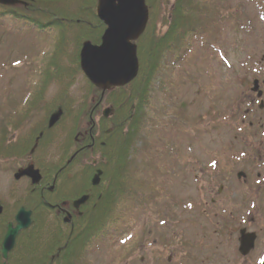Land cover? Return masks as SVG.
<instances>
[{"label": "rangeland", "instance_id": "obj_1", "mask_svg": "<svg viewBox=\"0 0 264 264\" xmlns=\"http://www.w3.org/2000/svg\"><path fill=\"white\" fill-rule=\"evenodd\" d=\"M173 2L154 0L155 5L151 6L148 0L145 2L149 21L152 15L160 34L166 31L164 20L169 18ZM205 2L207 9L220 10V20L215 29L192 34L185 44L190 51L180 63H176V55L166 54L165 73L157 76L154 87V107L158 113L155 128L141 136L131 154L135 160L132 174L142 181L154 182L158 190L148 196L151 201L123 202L119 219L108 223L104 234L87 241L80 255L81 264H201L191 263V257L198 254L196 243L205 240V229L209 235L213 228L198 209L208 195L194 188L191 179L203 168L207 155L210 159V155L219 153L218 143H227L231 137L232 130L228 131L223 122L235 113L238 100L247 92L252 63L264 56V0ZM70 5L74 12L79 0L70 1ZM95 6L96 0L94 11ZM52 28L38 36L29 22L0 17V144H8L14 138L34 140L43 133L40 155L32 163L45 173L56 164L61 147L72 141V129L88 123L87 116L80 118V114L86 111L91 94L90 84L74 59L72 34L67 31L66 49L56 51L57 33ZM52 57L60 66L73 71V79L49 81L42 99L36 100L38 105L30 107V92L38 80L37 74L39 77L43 71L39 64ZM162 80L167 85L166 95L156 90ZM63 95L71 101V110L48 130L45 124ZM78 112L81 113L76 116ZM223 132L225 137L219 141ZM9 148L10 145L8 151ZM11 153L0 154V203L6 211L5 221L11 220L17 207L30 201L32 188L27 180L13 179L17 169L24 168L26 163L14 159ZM185 202H191L196 209L187 211ZM44 216L43 229L67 235L61 224L58 225L65 231L53 222L52 212L45 211ZM228 233L220 229L212 238L221 244L216 249L212 247V251L219 257L225 254L220 258L221 264H233L235 259L230 243L225 241ZM64 234L59 243L65 241ZM3 235L4 227L0 225V242ZM13 251L8 264L20 262L18 258L15 262Z\"/></svg>", "mask_w": 264, "mask_h": 264}, {"label": "trees", "instance_id": "obj_2", "mask_svg": "<svg viewBox=\"0 0 264 264\" xmlns=\"http://www.w3.org/2000/svg\"><path fill=\"white\" fill-rule=\"evenodd\" d=\"M18 1L21 4L15 7L0 5V17L29 22L38 36L44 30L53 27L52 30L57 33L56 51L61 52L66 49L65 42L69 39L68 30L72 34L71 42L73 41L75 44L76 55L74 59L76 61H78V49L83 42L90 41L94 45L100 43L105 27L95 16V0H79V6L74 12L70 10V1L77 0ZM148 1L150 6L154 4V0ZM205 4V0H174L169 18L164 20L167 28L162 34L156 31V19L151 15L145 32L136 42L139 61L138 76L128 87L112 91L109 93L110 96H107L109 94L105 95L111 101L114 115L106 122L101 119L102 125L107 123V128H111L112 131L106 135L105 146L100 148L105 157L106 166L103 168V180L100 189L91 197L90 202H93L94 206L79 218V220L82 218L84 220H82L78 231L75 232L74 229L71 233L67 232L70 235V240L68 243L63 242L67 245L54 259V264H81L80 255L84 251L87 241L93 236L104 234L108 223H111L114 218L119 219L118 214L123 202L130 200L151 201L152 199L148 196H153L157 192V185L154 182L142 181L137 174H132L135 160L131 154L135 152L141 136L145 133L149 134L155 128L158 113L154 107L156 100L154 87H156L157 76L165 73L163 61L166 54L176 55L179 58V62L176 63H180L184 59L185 53L190 51L185 44L188 43L192 34L211 31L215 29L220 20V10H209ZM44 62L39 64L43 71L39 77L37 74L38 80L30 92L32 94L28 100L30 107L38 105L36 100L42 99L49 81L65 79V81L70 82L73 79V71L60 66L54 57L49 60L45 59ZM70 62L72 63L71 60ZM166 86L162 80L156 90L166 95ZM90 88L97 92L92 87ZM111 96L113 100H111ZM33 97L35 98L33 99ZM59 100L56 109L62 111V119L71 110V101L66 98V95L60 97ZM95 104L96 102L92 105L89 104L90 107L92 106L91 109ZM48 107L46 105V108ZM81 112L84 113L80 114ZM81 112L79 113L80 118L85 117L87 112ZM77 128L78 126L74 127L73 130L75 131ZM32 143L31 141L28 144L31 145ZM7 146V143L5 145L0 144V154L9 152ZM51 169L48 173H43L48 175ZM29 200L24 205L26 209L32 212V226L18 237L13 251L16 256L15 262L18 258L20 262L17 264H47L51 255L57 252V248L46 244V241L50 240L53 243L55 238L52 240L49 236L60 234V232H54L47 227L43 229L44 212L47 209L42 204L39 193L30 191ZM4 219L0 221L2 228L7 222Z\"/></svg>", "mask_w": 264, "mask_h": 264}, {"label": "flooded vegetation", "instance_id": "obj_3", "mask_svg": "<svg viewBox=\"0 0 264 264\" xmlns=\"http://www.w3.org/2000/svg\"><path fill=\"white\" fill-rule=\"evenodd\" d=\"M247 92L238 100L235 113L223 122L228 131L232 130L228 142H219V153L210 155V159L207 155V162L191 179L194 188L208 195L203 207L198 209L206 217L204 221H209L208 225L213 228V233L208 235L204 226L205 240L197 241L198 254L192 255L191 263H222L220 258L225 254L219 257L212 251V247L216 249L221 245L212 240L220 229L229 232L225 241L231 245L232 257H235L233 264H261L264 261V56L252 63ZM98 105L88 112V123L72 130V141L61 147L59 159L48 175L32 163L40 155L38 152L43 136L40 134L43 133H39L31 145L28 144L31 138L8 140L14 159L25 161L24 168L33 165L39 170L42 179L36 187L30 188L31 180L27 177L19 180H27L30 191L39 193L42 204L53 213V222L62 231H78L84 220L79 218L93 208L91 197L100 189L103 180L106 161L100 148L105 146L106 135L112 129H103L101 117L104 108L100 110ZM223 136L224 132L219 134V141ZM96 176L98 184L94 185ZM83 197H87V201L75 209L74 202ZM184 204L187 211L196 209L191 202ZM15 214L11 215L12 219ZM63 234L50 235L49 238H55V241L51 243L48 240L46 244L54 246L57 251L62 250L70 240V235L64 234L67 243H59L63 240ZM189 241L194 243L192 239ZM194 256L200 259L195 261ZM52 259L51 255L47 264H54Z\"/></svg>", "mask_w": 264, "mask_h": 264}, {"label": "water", "instance_id": "obj_4", "mask_svg": "<svg viewBox=\"0 0 264 264\" xmlns=\"http://www.w3.org/2000/svg\"><path fill=\"white\" fill-rule=\"evenodd\" d=\"M1 5L18 4L16 0H0ZM97 18L106 26L101 37V44L93 46L89 42L82 45L80 51V68L89 82L97 89L105 92L124 87L135 79L138 73V59L134 42L143 34L148 22V9L145 0H98L96 7ZM110 109L103 111L107 118ZM52 115L48 126H54L59 117ZM27 177L32 185H37L41 176L32 165L17 172L16 180ZM98 183V176L93 184ZM87 201V197L74 202L78 209ZM2 208L0 206V214ZM31 212L21 208L14 218L15 225L9 223L1 244L0 254L3 264L9 252L14 247L17 235L30 227ZM65 222L66 219L64 220Z\"/></svg>", "mask_w": 264, "mask_h": 264}, {"label": "snow or ice", "instance_id": "obj_5", "mask_svg": "<svg viewBox=\"0 0 264 264\" xmlns=\"http://www.w3.org/2000/svg\"><path fill=\"white\" fill-rule=\"evenodd\" d=\"M261 264H264V261H262Z\"/></svg>", "mask_w": 264, "mask_h": 264}]
</instances>
